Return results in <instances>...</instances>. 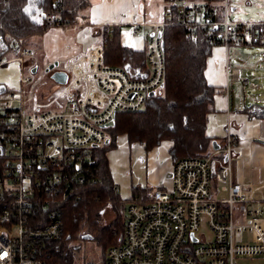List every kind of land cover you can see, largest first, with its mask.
Masks as SVG:
<instances>
[{
	"label": "built area",
	"instance_id": "built-area-1",
	"mask_svg": "<svg viewBox=\"0 0 264 264\" xmlns=\"http://www.w3.org/2000/svg\"><path fill=\"white\" fill-rule=\"evenodd\" d=\"M174 4L176 14L166 11L163 21L148 25L145 71L106 67L103 48L92 46L69 65L65 89L80 90L81 95L62 109H33L25 115L8 102L2 104L0 264H45L48 243L62 236L57 208L85 182L91 149L106 145V129L116 114L144 110L162 89L164 26L176 17L193 41L198 37L191 30L206 27L207 41L224 48L245 45L256 37L251 28L264 27L262 21L231 20L229 0ZM215 6L222 9L219 20ZM45 19L53 22L50 16ZM139 29L133 26L132 33ZM22 43L17 39L12 45ZM31 55L23 48L15 60L21 64ZM5 63L0 61V67ZM231 77L238 79L237 73ZM26 82L29 78L21 76L20 86ZM21 98L20 92L7 95L8 101ZM235 147L236 138L227 133L223 146L206 158L173 163L169 190L154 189L147 203H128L122 240L106 250L104 264H236V259H264V198H252L249 184L233 183Z\"/></svg>",
	"mask_w": 264,
	"mask_h": 264
},
{
	"label": "trees",
	"instance_id": "trees-1",
	"mask_svg": "<svg viewBox=\"0 0 264 264\" xmlns=\"http://www.w3.org/2000/svg\"><path fill=\"white\" fill-rule=\"evenodd\" d=\"M200 1L217 3L219 0ZM32 2L43 16L40 23L26 13ZM174 2L165 0L164 12L170 10L176 14ZM89 6L88 0H0V61L16 58L32 37L42 36L50 27L74 25L79 13ZM214 9L216 19H221L222 9L218 6ZM202 15L197 16L201 18ZM46 16L53 18V22L46 21ZM175 19L160 31L165 61L162 89L149 100L144 110L116 114L114 126L106 129L108 143L91 149L92 161L85 182L76 187V194L57 208L62 236L48 243L45 264H74L79 250L74 244L85 240L94 242L99 248L104 264L106 250L122 240L126 205L148 202L152 191L146 188L133 187L127 201L122 200L117 192L107 154L116 148L118 137L124 136L129 145H142L146 151L169 141L172 143L169 153L173 163L180 159L206 158L218 149L216 140L205 134L207 115L212 111L213 96L217 92L207 83L204 73L213 46L207 41L206 27L196 26L191 30L198 37L193 41L190 32ZM250 34L256 37L251 38L246 46L264 44V27H253ZM100 36L106 67L128 68L130 72L146 70V50L123 45L117 28H103ZM17 39L23 40L21 46L12 45ZM253 107L256 108L253 115L264 119V105H252L247 112ZM2 129L0 126V132ZM108 205L114 217L109 223L102 224V213Z\"/></svg>",
	"mask_w": 264,
	"mask_h": 264
},
{
	"label": "crops",
	"instance_id": "crops-1",
	"mask_svg": "<svg viewBox=\"0 0 264 264\" xmlns=\"http://www.w3.org/2000/svg\"><path fill=\"white\" fill-rule=\"evenodd\" d=\"M88 1L90 6L79 13L74 25L66 28H48L40 36L43 37L42 44L37 46L39 50H43L45 66L54 62L49 76H52L54 82L63 88V92L57 93V98L63 97L66 101L61 103L57 110L62 109L67 103L81 95L80 90L71 89L67 91L65 89L66 83L71 77L69 65L86 54L92 46L102 47L104 56V44L100 36L101 29L117 28L120 33L121 28L129 27L132 36H137L142 29H145V33L139 38L142 41L141 49L127 47L139 51L146 50L147 38L150 33L148 25L163 21L166 6L165 0ZM26 13L36 23L43 20L35 2L28 5ZM133 26L140 28L136 34L132 33ZM68 28L77 30L76 40L64 35L63 30ZM37 38L39 37L30 39L24 47L32 52L31 56L25 57L21 64L15 58H8L4 60L6 62L4 66L7 63L16 62L21 70L20 76H24L23 72L27 67L31 73H35V59L33 60V58L36 57L37 52L28 45ZM60 41L62 46L58 45ZM32 47L36 48L34 44ZM231 47L213 46L206 60L204 71L206 81L211 87L217 89V92L213 96L212 111L207 115L205 134L207 137L216 140L215 146L218 149L223 146L227 133H231L236 138L231 168L232 181L233 183L249 184L253 194L255 188L264 183V119L253 115L255 107L251 108L249 112L246 109L252 105L260 104L262 99L253 94L260 91L261 88L254 79L255 74L251 70V65L239 63L242 56L241 50L233 51L235 62L233 58L231 59ZM61 50H64V53H61L62 56H60ZM60 73L66 75V81L63 82L62 77L61 79L53 78L55 74ZM231 73H237L238 79L232 78ZM247 73H250V76ZM240 80H245L246 84ZM243 85L249 86L250 96H248V91L242 88ZM1 86L2 84H0V92H2ZM41 107L36 105L34 109H41ZM125 146L126 148L119 153L117 161L114 158L110 161L107 154L112 179L122 200L127 201L131 198L133 187L146 188L150 192L158 188L166 190L171 188L170 175L173 166L169 153L172 146L171 142H161L149 151L138 144L129 145L127 142Z\"/></svg>",
	"mask_w": 264,
	"mask_h": 264
},
{
	"label": "rangeland",
	"instance_id": "rangeland-1",
	"mask_svg": "<svg viewBox=\"0 0 264 264\" xmlns=\"http://www.w3.org/2000/svg\"><path fill=\"white\" fill-rule=\"evenodd\" d=\"M188 4L191 3H200V0H186ZM229 10L228 15L233 21H262L264 22V0H229ZM233 9L232 11L230 9ZM34 17V16H33ZM63 33L66 37L77 38V30L68 28L64 29ZM120 41L123 45H126L131 48H140L142 47V41L139 39L145 33V29H142L137 36H132L129 31V27H123L120 31ZM62 34V32H61ZM60 36V35H59ZM61 37V36H60ZM34 38V37H32ZM31 38V39H32ZM61 39V38H60ZM43 37H39L33 41V43L28 46L34 51L37 52L35 59V73H31L29 68L24 69V76L28 77L29 82L23 83L20 88L19 80H20V72L19 64L16 62L7 63L5 66L0 67V84H2L0 92V109L4 102H8L10 107L13 109H20L23 114H29L36 105L42 106L40 111H54L57 110L60 104L65 102L66 100L62 97L60 99L57 98L58 92H63V88L58 86L52 76H49V72L53 69H50L54 66V62H50L47 66L44 65L46 63L44 61L43 50H39L37 48L38 44H42ZM33 44L36 46L32 47ZM58 45L62 46L61 41ZM64 49V48H63ZM247 51H244V50ZM240 51L242 56L240 57L239 63H249L251 65V70L255 74V80L258 84H260V91H257L253 94L255 97L262 99L260 104L264 105V44L260 45H251V46H238L231 47V59L235 62L233 57V51ZM66 51V50H65ZM64 53V50H61L60 56ZM16 59V58H15ZM244 61V62H243ZM5 63V62H4ZM18 65V66H16ZM248 70V71H251ZM248 75L250 73H247ZM250 76V75H249ZM242 82V80H240ZM244 90L248 91V96H250L249 86L243 85ZM10 92H20L21 100H13L8 101L7 95ZM53 105V106H52ZM127 145V140L124 136H120L117 138L116 148L108 152V158L111 161L112 158L115 161L118 160L119 153H121ZM118 171V170H117ZM171 182V180H170ZM252 198L255 199H263L264 198V183L260 187L255 188ZM111 207L108 205L104 208V212L102 213V224H107L114 217ZM88 239V238H87ZM75 246H79V250L75 254V262L74 264H83L91 262L93 264H103L100 257V250L95 245L94 242L85 240L80 242H75ZM236 264H264V259L261 258H243L236 259Z\"/></svg>",
	"mask_w": 264,
	"mask_h": 264
},
{
	"label": "water",
	"instance_id": "water-1",
	"mask_svg": "<svg viewBox=\"0 0 264 264\" xmlns=\"http://www.w3.org/2000/svg\"><path fill=\"white\" fill-rule=\"evenodd\" d=\"M53 68V66L50 68V69H52ZM126 70H128V68H126ZM61 77L63 78L62 79V81L64 82V81H66V75L65 74H63V73H60V74H55L54 76H53V78H55V79H57V78H60L61 79ZM153 94H150V96H152ZM114 126V120H112L109 124H108V127H113ZM108 143V141H106V144Z\"/></svg>",
	"mask_w": 264,
	"mask_h": 264
}]
</instances>
